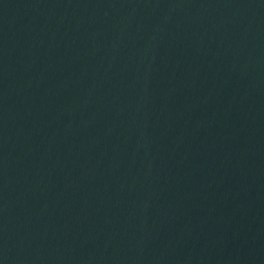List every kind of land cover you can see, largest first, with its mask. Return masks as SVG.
<instances>
[{"label":"water","instance_id":"95a60500","mask_svg":"<svg viewBox=\"0 0 264 264\" xmlns=\"http://www.w3.org/2000/svg\"><path fill=\"white\" fill-rule=\"evenodd\" d=\"M0 61L200 264H264V0H0Z\"/></svg>","mask_w":264,"mask_h":264}]
</instances>
